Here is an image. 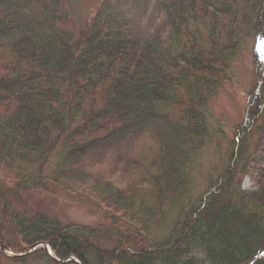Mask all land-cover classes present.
I'll return each mask as SVG.
<instances>
[{
	"label": "trees",
	"instance_id": "1",
	"mask_svg": "<svg viewBox=\"0 0 264 264\" xmlns=\"http://www.w3.org/2000/svg\"><path fill=\"white\" fill-rule=\"evenodd\" d=\"M247 36L264 41V0H0V167L20 188L51 184L105 213L94 228L62 225L15 210L0 188L2 250L46 244L54 260L42 246L29 255L51 264H264L255 46L251 96H261L220 171L197 193L191 176L212 137L208 103ZM172 210L175 225L157 241ZM102 236L117 245L99 247Z\"/></svg>",
	"mask_w": 264,
	"mask_h": 264
},
{
	"label": "rangeland",
	"instance_id": "2",
	"mask_svg": "<svg viewBox=\"0 0 264 264\" xmlns=\"http://www.w3.org/2000/svg\"><path fill=\"white\" fill-rule=\"evenodd\" d=\"M253 46L257 51L258 60L264 67V41L254 42L252 37L247 36L228 65L227 74L231 77V80L226 81L208 103V127L212 137L192 167L191 176L194 193L202 188L209 176L220 171L225 153L229 148V142L232 139L231 132L234 127L244 122L248 107L261 96V93L258 92L255 93V99L251 96L254 85ZM261 108H264V106L262 105ZM48 167V169H53V163ZM17 185L18 182L10 171L0 167V188L7 192L15 210L29 209L33 212L44 213L57 218L62 225L90 226L94 228L105 221V213L92 202H82L76 197L63 194L51 184L46 186L45 191L24 189ZM241 185L242 188L247 189L251 186V182L249 179H243ZM161 223L157 226L158 230L153 234L157 241L169 236L175 225V211H169ZM94 242L99 247L106 249H111L117 245V242L105 236L95 239ZM46 246L48 252L51 253L49 246ZM31 253H28V256H22L25 259L23 261L12 262L1 259V264H51L44 256H30ZM261 255H264V253ZM195 256L200 260L204 257L202 253H197ZM258 258L259 256L249 264H253Z\"/></svg>",
	"mask_w": 264,
	"mask_h": 264
},
{
	"label": "water",
	"instance_id": "3",
	"mask_svg": "<svg viewBox=\"0 0 264 264\" xmlns=\"http://www.w3.org/2000/svg\"><path fill=\"white\" fill-rule=\"evenodd\" d=\"M38 246H42V247H44V249H45V251H47V254L49 255V257H50L51 259H54L53 256L51 255V253L48 252V248H47V246H46L45 244H38V245H35L31 250H29L28 252H26L25 254H22V255H15V254H12V253H10V252H8V251L2 250L1 246H0V250L2 251V253H3L4 255H6V256H8V257H22V256L27 255L28 253H31L32 251H34V250L36 249V247H38ZM261 256H264V255H261ZM253 261H254V260H253ZM253 261H252V262H253Z\"/></svg>",
	"mask_w": 264,
	"mask_h": 264
}]
</instances>
